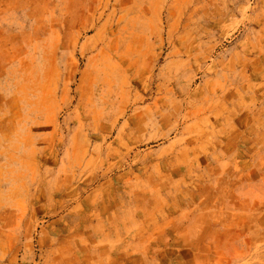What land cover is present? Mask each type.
Wrapping results in <instances>:
<instances>
[{
    "label": "rangeland",
    "instance_id": "1",
    "mask_svg": "<svg viewBox=\"0 0 264 264\" xmlns=\"http://www.w3.org/2000/svg\"><path fill=\"white\" fill-rule=\"evenodd\" d=\"M119 233L264 264V0H0V264Z\"/></svg>",
    "mask_w": 264,
    "mask_h": 264
},
{
    "label": "crops",
    "instance_id": "2",
    "mask_svg": "<svg viewBox=\"0 0 264 264\" xmlns=\"http://www.w3.org/2000/svg\"><path fill=\"white\" fill-rule=\"evenodd\" d=\"M113 219H117V216H113ZM117 237H113L111 243L99 244L95 248L97 259L93 264H143V261L144 264H152V260L147 259V248L152 247L154 250V243L144 241L141 236L132 235L131 238H125L119 233ZM133 254L136 257H131Z\"/></svg>",
    "mask_w": 264,
    "mask_h": 264
}]
</instances>
